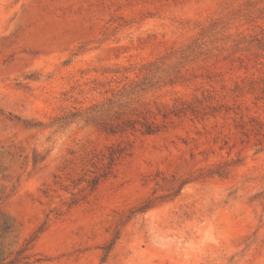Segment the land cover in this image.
<instances>
[{
    "label": "rangeland",
    "instance_id": "1",
    "mask_svg": "<svg viewBox=\"0 0 264 264\" xmlns=\"http://www.w3.org/2000/svg\"><path fill=\"white\" fill-rule=\"evenodd\" d=\"M0 264H264V0H0Z\"/></svg>",
    "mask_w": 264,
    "mask_h": 264
},
{
    "label": "trees",
    "instance_id": "2",
    "mask_svg": "<svg viewBox=\"0 0 264 264\" xmlns=\"http://www.w3.org/2000/svg\"><path fill=\"white\" fill-rule=\"evenodd\" d=\"M153 85L152 77L148 72L141 81L132 82L127 88L113 92V100L110 101L109 99L108 103L101 105V107L95 105L83 114H74L71 117H81L86 123H96L108 135H132L136 132L144 135L154 134L158 132L160 127L155 123L154 118H151L149 110H139L138 108L128 110L133 97L146 92ZM179 105L183 106V103H179ZM189 109L193 113L195 112L192 108ZM112 110L113 114L110 115ZM162 116L166 117V114L163 113ZM118 153L119 151L109 152L108 166L113 164Z\"/></svg>",
    "mask_w": 264,
    "mask_h": 264
}]
</instances>
